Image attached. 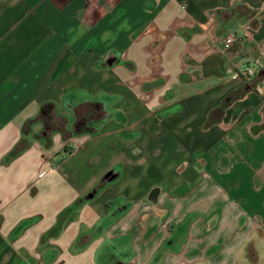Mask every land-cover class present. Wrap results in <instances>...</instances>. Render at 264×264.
Wrapping results in <instances>:
<instances>
[{"label": "crops", "instance_id": "obj_1", "mask_svg": "<svg viewBox=\"0 0 264 264\" xmlns=\"http://www.w3.org/2000/svg\"><path fill=\"white\" fill-rule=\"evenodd\" d=\"M0 264H264V0H0Z\"/></svg>", "mask_w": 264, "mask_h": 264}, {"label": "built area", "instance_id": "obj_2", "mask_svg": "<svg viewBox=\"0 0 264 264\" xmlns=\"http://www.w3.org/2000/svg\"><path fill=\"white\" fill-rule=\"evenodd\" d=\"M247 38L248 37L246 36V34L240 33L236 29H230L216 39V43L218 44V52H227L231 50L237 43H241L243 39ZM238 66H240V64ZM240 68L241 74L246 77L254 75L256 73V68L250 67L248 65H241Z\"/></svg>", "mask_w": 264, "mask_h": 264}, {"label": "rangeland", "instance_id": "obj_3", "mask_svg": "<svg viewBox=\"0 0 264 264\" xmlns=\"http://www.w3.org/2000/svg\"><path fill=\"white\" fill-rule=\"evenodd\" d=\"M98 115H99V113H98ZM83 118V117H82ZM86 122H88V119H86V118H83ZM81 125V127H85L86 125H83L82 124V122H81V120H80V123H76L75 124V128H78L79 126ZM93 125H94V123H93ZM164 134V133H163ZM176 142H178L179 143V140H177Z\"/></svg>", "mask_w": 264, "mask_h": 264}]
</instances>
